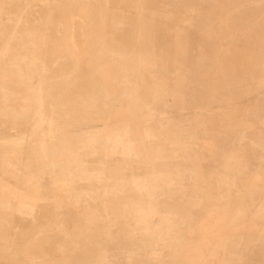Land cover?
<instances>
[{
  "label": "rangeland",
  "instance_id": "rangeland-1",
  "mask_svg": "<svg viewBox=\"0 0 264 264\" xmlns=\"http://www.w3.org/2000/svg\"><path fill=\"white\" fill-rule=\"evenodd\" d=\"M89 1L109 10L97 16L114 38L105 60L118 73L125 66L122 87L108 96L98 71L87 74V94H69L75 26L50 9L67 0H0V264H187L207 250L194 247L195 231L242 203L251 176L264 174V0ZM110 13L118 14L111 25ZM99 28L88 26L97 51ZM232 64L252 72L236 108L219 94ZM157 76L167 90L154 114L165 122L129 121L131 150L112 151L99 123L148 112L134 86ZM132 174L152 188L137 187ZM149 203L165 226L153 224ZM251 238L234 264L264 258V235Z\"/></svg>",
  "mask_w": 264,
  "mask_h": 264
},
{
  "label": "crops",
  "instance_id": "crops-1",
  "mask_svg": "<svg viewBox=\"0 0 264 264\" xmlns=\"http://www.w3.org/2000/svg\"><path fill=\"white\" fill-rule=\"evenodd\" d=\"M67 1H68L67 3L60 5V7L57 6L56 8H54V6H52V8L50 9H52V14L59 16L60 22L63 21V15H64L65 17L66 16L68 17V20L66 22L67 23L69 22V25L75 26V29L73 31V36L72 35L69 36L70 38L69 73L70 72L72 73L73 71L74 79L76 82L73 87L72 86L69 87V94H72V90L74 95L87 94L85 90H87V88L90 87V85L86 81L87 74L88 72H96V71L101 72V76L99 77V80H101L100 83L102 89L104 88L103 79H106L107 81L106 84L104 83L105 92L103 89L104 92L103 94L108 96L109 94L115 93L122 87V85L121 86L119 85V81L121 79V73H123V69H125V66H122L121 72L118 73V71L115 70L114 67L110 66L105 60L106 54L110 53L107 52L105 49L108 48L109 50H111V46L110 47L105 46V43H108L109 41L110 42L114 41V38H113V33L111 31L102 29L103 27L102 18H99V20L97 18V16H99V14L102 15V13L108 15L109 13L107 12L109 10H107V8L98 9L96 5H93L89 0H87L88 2H86V0L82 2H77L75 0H67ZM56 9L58 11H55ZM64 12L66 13V15ZM110 15L112 16V18L106 20L105 23L109 22L111 25L112 23H116L118 21L117 19L118 17L114 16L118 14L110 13ZM70 16L71 18H69ZM92 24L99 25L101 28V29L99 28L98 37L100 41L98 42H100L102 49H99V51L96 50L97 47L95 46L97 42L93 43L91 38L88 36L90 30L88 29V26ZM186 37H187L186 34H182L181 41L184 40ZM117 39L118 41L116 42H119V40L123 38L120 35H117ZM94 49L96 50V52L99 53V56L93 55ZM128 53L129 52L127 50H123L121 52V58L125 60V65L127 64V62H129V58L127 56ZM99 57L102 58L100 59ZM115 58L116 57H113L114 60ZM245 60L246 58L243 61L244 63ZM248 62L251 63L250 59ZM232 66H233L232 67L233 77L229 78L228 75H225L223 79L220 80L221 85L219 87L220 90L219 94L221 95L220 100L227 102L228 106H234L236 108V105L232 104V102L237 101V99L239 100L241 99L242 102V100L245 97L242 96L241 94L242 92L241 84H243L241 83V79L244 78V86H245L246 78L247 79L251 78L252 72L250 69L248 72L236 71L234 64H232ZM176 71L180 77L185 76V71H186L185 67L178 66ZM161 79L162 81H160V78L157 76L158 81H152L147 77H143V78L139 77L138 81H136L135 83L134 86L135 91L133 95H135V97L137 95L136 101L147 107L148 112L138 113L135 115L132 114L133 115L132 116L129 115L128 112L125 110L123 112L116 113L113 119L111 118L109 121L104 122L103 120H101L98 126L99 128L98 138L99 140L103 139L106 142L112 143L109 147L112 149V151L118 149V147H120L122 144H125L124 147H126V149L131 150L132 148L131 142H133V139L130 138L131 129H130L129 121L147 120L148 122L152 121L156 123L165 122L164 121L165 119H163L162 117L161 118L157 117L154 114L156 111H161V109L158 107L161 106V104H163L162 102L165 97L163 96L165 94H161L159 92H162L163 90H167L166 80H164V78ZM150 81H152L153 83L154 86L153 88H151V86L149 85ZM114 89L115 92L112 91ZM144 89H146V92ZM158 93L160 95H158ZM176 94L178 95L179 93L176 92ZM68 107L72 108V105L70 104ZM85 110L86 112L90 111V110L87 111V108H85ZM197 117L204 118L205 114L201 113L197 115ZM261 124L257 126L263 127ZM252 126L255 127L256 124ZM114 144H116L115 147ZM207 146L210 147L209 144ZM105 151L106 150H102V152ZM91 153H97V151L95 150ZM138 176L139 175L132 174L130 182L135 183L137 187H139V185H142L141 186L142 188H146L150 190L152 188L151 186L152 184H150V178L145 177L141 179ZM102 180L104 179L100 178L99 182ZM245 188L247 191V195L243 198L242 203L233 205L229 209L230 211L226 216L219 219H213L207 225H201L199 229L195 231V235L197 236V241L199 243L194 244V247L199 250H202L205 247L207 250L205 252H201V254H199L198 256H191L190 254H188L187 264H234L235 254L240 253V255L243 256L244 254H246V250L249 247V242L252 239L251 237H254L258 233L257 239H259L264 235V201L258 203L259 197L262 195L264 197V174H255L254 176H251ZM147 209H151V212L155 214L152 216L150 215L148 216L155 218L152 221L156 227L161 225L163 226V224L165 226V221L161 220L163 216H161L159 210L155 209L153 204L149 203ZM145 211H141V212L138 211L137 214L138 217L141 218L139 221L148 224L150 221H148L149 220L148 216L143 213ZM254 215L258 219L256 220L253 219ZM239 232H243L245 234L243 237L239 238L240 240L238 239ZM186 240L188 239L185 238V241ZM69 248L75 250L76 247L72 248L69 246ZM251 254L255 255L257 253H251ZM249 257L251 258V256ZM249 257L247 258V260L241 258L239 260V263L241 262L240 264H249V263L252 264ZM88 263L91 264V262ZM45 264H50V262L48 263L45 262Z\"/></svg>",
  "mask_w": 264,
  "mask_h": 264
},
{
  "label": "bare ground",
  "instance_id": "bare-ground-1",
  "mask_svg": "<svg viewBox=\"0 0 264 264\" xmlns=\"http://www.w3.org/2000/svg\"><path fill=\"white\" fill-rule=\"evenodd\" d=\"M27 22V21H26ZM31 22V21H30ZM36 24V23H35ZM32 26V25H31ZM36 27V26H35ZM33 29V28H32ZM1 34H3V33H1ZM2 37V36H1ZM27 37V36H26ZM72 40V39H71ZM78 40V39H77ZM152 42V41H151ZM152 44V43H151ZM47 45V44H46ZM30 46V45H29ZM42 58V57H41ZM85 67V66H84ZM244 67V66H243ZM85 69V68H84ZM84 71V70H83ZM153 94V93H152ZM58 123H60V122H58ZM71 124H72V122H71ZM80 125V124H79ZM112 130H114V129H112ZM111 130V131H112ZM111 131H110V133H111ZM113 132V131H112ZM98 137V136H97ZM112 137V136H111ZM92 140V139H91ZM93 141V140H92ZM59 142V141H58ZM91 142V141H90ZM64 144V143H63ZM61 149V148H60ZM49 151H51V150H49ZM54 152H56V151H54ZM50 153V152H49ZM67 153V152H66ZM54 154V153H53ZM64 154V153H63ZM57 155V154H56ZM6 156V155H5ZM52 156H54V155H52ZM49 157V156H48ZM49 158H51V157H49ZM48 158V159H49ZM56 159H57V157H56ZM24 160V159H23ZM14 161V160H13ZM12 161V162H13ZM1 162V161H0ZM47 163V162H46ZM45 163V164H46ZM11 164V163H10ZM24 165V164H23ZM53 166V165H52ZM25 167V166H24ZM18 168V167H17ZM56 168V167H55ZM65 168V167H64ZM52 169V168H51ZM47 172H49V171H47ZM52 172V171H51ZM53 172H54V170H53ZM56 173V172H55ZM54 175V174H53ZM59 175V174H58ZM38 176V175H37ZM53 177H55V176H53ZM73 197V196H72ZM79 200V199H78ZM75 210V209H74ZM255 257V259H256V261H258V263L257 264H264V258L260 255V254H258L257 256H254ZM239 262V261H238ZM243 262V261H242ZM249 262V261H248ZM241 263V262H240ZM250 264V263H249ZM252 264H256V262L254 263H252Z\"/></svg>",
  "mask_w": 264,
  "mask_h": 264
}]
</instances>
